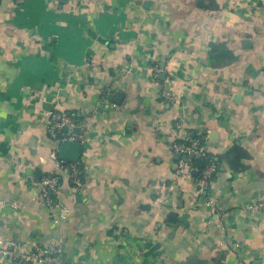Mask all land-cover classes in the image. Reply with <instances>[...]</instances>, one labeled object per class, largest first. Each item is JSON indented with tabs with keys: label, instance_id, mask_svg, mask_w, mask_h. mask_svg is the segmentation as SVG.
I'll list each match as a JSON object with an SVG mask.
<instances>
[{
	"label": "crops",
	"instance_id": "obj_1",
	"mask_svg": "<svg viewBox=\"0 0 264 264\" xmlns=\"http://www.w3.org/2000/svg\"><path fill=\"white\" fill-rule=\"evenodd\" d=\"M0 68V239H61L57 264H264V0H0ZM51 112L81 130L58 225L36 200ZM186 135L218 166L200 194L175 174Z\"/></svg>",
	"mask_w": 264,
	"mask_h": 264
},
{
	"label": "built area",
	"instance_id": "obj_2",
	"mask_svg": "<svg viewBox=\"0 0 264 264\" xmlns=\"http://www.w3.org/2000/svg\"><path fill=\"white\" fill-rule=\"evenodd\" d=\"M50 120L47 133L52 140L53 147L49 152V159L53 163V169L47 173L39 182V193L36 200L39 204L44 205L51 216L54 224L67 219L69 211L66 204L59 199L61 190L60 171L68 175V179L74 189H81L83 186L81 167L78 162L68 163L57 158V150L61 143L77 141L75 135L71 133L73 116L64 113H49ZM66 128V131L64 130ZM199 141L188 135L182 139L174 140L171 144V153L178 157L175 167V174L179 177L190 176L196 172L195 185L198 193L207 191L211 185L212 179L217 173V163L212 157L201 155ZM192 156V157H190ZM185 158L186 160H183ZM196 159H203L204 164L201 169H195L194 162ZM210 200L207 205H210ZM264 208V200L254 204L250 210ZM62 240L56 239L45 245H33L28 253L19 251V244L9 239H0V258H12L15 262L20 263H54L57 264L61 257Z\"/></svg>",
	"mask_w": 264,
	"mask_h": 264
},
{
	"label": "water",
	"instance_id": "obj_3",
	"mask_svg": "<svg viewBox=\"0 0 264 264\" xmlns=\"http://www.w3.org/2000/svg\"><path fill=\"white\" fill-rule=\"evenodd\" d=\"M91 37L93 39H96L99 42H103L101 41V39L95 37V35L92 33H90ZM1 70V68H0ZM119 97V96H117ZM75 127L72 129V134L75 136H80L81 135V130L79 129V127L76 126V121H74ZM64 130L66 131V128H64ZM80 153H81V144L79 141H70V142H65V143H61L58 147L57 150V158L61 161L64 162H68V163H74V162H78L79 161V157H80ZM192 157V156H190ZM183 160H186L185 158H183ZM204 164V160L203 159H196L195 163H194V167L195 169H201L202 166ZM194 176H197L196 172H193ZM170 217H175L174 213H170L169 214V218Z\"/></svg>",
	"mask_w": 264,
	"mask_h": 264
}]
</instances>
